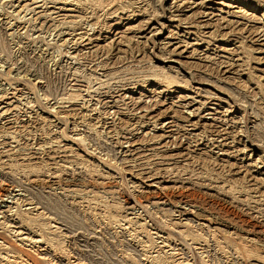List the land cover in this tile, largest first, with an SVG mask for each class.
Wrapping results in <instances>:
<instances>
[{
  "label": "rangeland",
  "instance_id": "obj_1",
  "mask_svg": "<svg viewBox=\"0 0 264 264\" xmlns=\"http://www.w3.org/2000/svg\"><path fill=\"white\" fill-rule=\"evenodd\" d=\"M35 1L0 0V198L67 262L34 260L264 264V0Z\"/></svg>",
  "mask_w": 264,
  "mask_h": 264
},
{
  "label": "bare ground",
  "instance_id": "obj_2",
  "mask_svg": "<svg viewBox=\"0 0 264 264\" xmlns=\"http://www.w3.org/2000/svg\"><path fill=\"white\" fill-rule=\"evenodd\" d=\"M28 1V0H27ZM40 1V0H39ZM35 1L33 2L32 6H34L33 8L34 9H31L32 11L33 10H39V9H42V8H45L43 5H46V1L43 2V1ZM50 1V0H48ZM51 4L53 5H63L61 6L60 8H57V7H54V11L55 12H49L47 14H45L46 17H52V15H56L58 18H65V17H61L62 13H64L63 11L67 10L66 8L68 6H71L70 2H67V3H61L59 2L58 0H51ZM189 1V0H188ZM66 2V1H65ZM193 2V1H192ZM191 2V3H192ZM236 2V1H235ZM41 3L43 4L41 6ZM237 3L239 4H247L244 0H237ZM40 4V5H39ZM29 5V3H28ZM27 4L25 5L28 6ZM23 7V6H22ZM29 7V6H28ZM73 7V6H71ZM47 8V7H46ZM23 9V8H22ZM72 9V8H71ZM92 9V8H91ZM29 11V10H28ZM41 11V10H40ZM69 12H73L74 10H67ZM44 12V11H43ZM33 13H35L33 11ZM38 15H40V18H45L44 15L42 14V12L40 13H36ZM35 15V14H34ZM17 21V20H16ZM31 30V29H30ZM65 34V33H64ZM15 35V34H14ZM79 35V34H78ZM80 39H83L82 37ZM79 40V39H78ZM83 42V41H82ZM204 42V41H203ZM96 76V75H95ZM1 77V75H0ZM6 77V76H5ZM4 77V78H5ZM1 79V78H0ZM5 80V79H4ZM7 82H8V79L6 78ZM12 80V79H10ZM14 81V80H13ZM2 82V81H0ZM10 82V81H9ZM17 83V82H15ZM6 84V83H5ZM13 84V83H12ZM8 85V84H7ZM2 86V85H1ZM13 86V85H12ZM11 87V86H10ZM17 87V86H16ZM23 87V86H22ZM5 88V87H4ZM14 88V87H13ZM17 90V89H15ZM21 90V89H20ZM24 90V89H23ZM32 90V89H31ZM1 91V89H0ZM8 91V90H7ZM5 92V91H4ZM9 92V91H8ZM15 91H13L12 93H14ZM7 93V92H6ZM19 93V92H17ZM4 94V93H3ZM13 95V94H12ZM21 95V93H20ZM3 96V95H2ZM15 96V95H13ZM1 97V96H0ZM4 100L5 101H9L11 99V96H10V93L9 94H5L4 95ZM17 98V97H16ZM2 99V98H1ZM0 99V100H1ZM18 99V98H17ZM68 100V99H67ZM3 101V99L1 100V102ZM18 101V100H17ZM71 101V100H70ZM69 101V102H70ZM10 102V101H9ZM73 102V101H72ZM6 103V102H5ZM3 104V103H2ZM7 104V103H6ZM12 104V103H10ZM14 104V102H13ZM9 105V103H8ZM131 105V104H130ZM12 106V105H11ZM10 107V106H9ZM8 110V109H7ZM12 113V112H11ZM8 114V113H7ZM6 136V135H5ZM11 136V135H10ZM2 138V137H1ZM4 139V138H3ZM5 144V143H4ZM4 149V148H2ZM22 149V148H21ZM2 151V150H1ZM4 151V150H3ZM5 152V151H4ZM7 153V152H6ZM5 153V154H6ZM3 152H0V155H2ZM3 156V155H2ZM1 156V157H2ZM4 157V156H3ZM1 159V158H0ZM25 173V172H24ZM1 175V174H0ZM37 180V178H36ZM3 181V180H2ZM1 179H0V184H1ZM35 181V180H34ZM36 182V181H35ZM154 186V185H153ZM15 189V188H14ZM10 190V189H9ZM6 191V193H9V195H12V192L13 191ZM12 190V189H11ZM5 194H3V196L0 198V234L2 232L3 234V237L1 236L0 239L3 240V242H0V264H43V263H40V261H46V255H49L51 257H53V259H55L56 261H58L59 263H64V262H67L66 259L62 256V252H59L61 251L59 248H56L54 245H52L49 241L46 242V234L43 235L42 233L43 232L41 230H38V229H35V227H31L29 226L28 224H25L24 221H22V219L17 216V215H12L11 212H10V209L11 207L8 206L7 204V201L4 200V197H5ZM2 195V194H1ZM10 197V196H9ZM8 197V198H9ZM27 203V202H26ZM33 205V204H32ZM32 208V207H31ZM135 208V207H134ZM29 209V208H28ZM27 210V209H26ZM31 210V209H30ZM35 210V209H34ZM36 211V210H35ZM20 212V210H19ZM31 211H29L30 213ZM38 212V211H37ZM17 213V212H16ZM32 213V212H31ZM43 213V212H42ZM186 214V213H185ZM36 215V214H34ZM42 214H38V216H40ZM43 216V215H42ZM140 216V215H139ZM183 216H185L183 214ZM46 219V218H45ZM127 219V218H126ZM127 222V221H126ZM128 224V223H127ZM131 224V223H129ZM173 224V223H172ZM178 225V224H177ZM40 226V225H39ZM46 226V224H45ZM178 226H181V225H178ZM185 226V224L183 225ZM126 227V226H125ZM132 227V226H131ZM51 228V227H50ZM54 228V227H52ZM129 228V227H128ZM127 228V229H128ZM135 228V227H134ZM140 228V227H139ZM56 229V228H55ZM126 229V228H125ZM124 229V230H125ZM58 230V229H56ZM123 230V229H122ZM53 232H55V230L52 229ZM51 231V232H52ZM128 231H131L128 230ZM137 231V230H135ZM134 231V232H135ZM42 232V233H41ZM138 232V231H137ZM45 233V232H44ZM56 233V232H55ZM133 233V232H132ZM136 233V232H135ZM141 233V231H140ZM130 234V233H129ZM6 235L8 236H11L14 240V242H17L19 243L18 245L23 248L24 250H20L18 248H16L17 246H8V241L6 240V238L8 239V237H5ZM132 235V234H130ZM135 235V234H134ZM137 235V234H136ZM149 235V234H148ZM54 236V235H53ZM59 237V236H58ZM10 238V237H9ZM10 238V239H12ZM133 238V237H132ZM137 238L138 235H137ZM136 238V239H137ZM169 238V237H168ZM49 240V239H47ZM51 240V239H50ZM134 240V239H133ZM138 241V240H136ZM170 244V243H169ZM171 245V244H170ZM162 246H164L165 248L167 247L168 248V242H167V239L162 241ZM13 247V248H12ZM145 247V246H144ZM169 248H172V247H169ZM59 249V250H58ZM161 250V249H160ZM171 250V249H170ZM36 253L38 259L40 261H37V257L36 259L34 260V258L31 256L32 254ZM174 254V253H173ZM176 254V253H175ZM179 254V253H178ZM177 254V256H178ZM35 255V254H34ZM169 255V254H168ZM171 257V256H170ZM169 257V258H170ZM175 258V256H174ZM172 258V259H174ZM33 259V260H32ZM157 259V258H156ZM176 259V258H175ZM174 259V260H175ZM32 260V261H31ZM154 260V259H153ZM171 260V259H170ZM35 261V262H34ZM72 262V261H71ZM70 262V263H71ZM153 263V261H151ZM155 262V260H154ZM45 263V262H44ZM73 264V263H72ZM76 264V263H75ZM78 264V263H77ZM150 264V263H149ZM158 264V263H157Z\"/></svg>",
  "mask_w": 264,
  "mask_h": 264
}]
</instances>
